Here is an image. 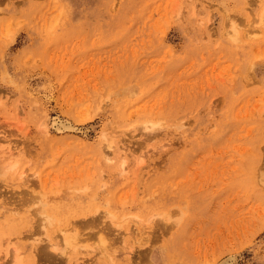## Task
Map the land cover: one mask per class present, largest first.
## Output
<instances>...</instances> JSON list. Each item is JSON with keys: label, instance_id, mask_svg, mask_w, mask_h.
Masks as SVG:
<instances>
[{"label": "rangeland", "instance_id": "1", "mask_svg": "<svg viewBox=\"0 0 264 264\" xmlns=\"http://www.w3.org/2000/svg\"><path fill=\"white\" fill-rule=\"evenodd\" d=\"M226 262L264 264V0H0V264Z\"/></svg>", "mask_w": 264, "mask_h": 264}, {"label": "bare ground", "instance_id": "2", "mask_svg": "<svg viewBox=\"0 0 264 264\" xmlns=\"http://www.w3.org/2000/svg\"><path fill=\"white\" fill-rule=\"evenodd\" d=\"M52 126H53V128H54V130L55 131H58V132H60V133H62V132H65V131H73V130H75V128H74V126L72 125V123L71 122H69V121H67V120H54L53 121V124H52ZM127 156L125 155L124 156V158H126ZM124 162H126V161H124ZM71 236V235H70ZM73 236V235H72ZM74 237H75V235L73 236V241H75V240H77V239H75L74 240ZM76 237H77V235H76ZM72 239V237L70 238V237H67V238H65V243L68 245V244H70V240ZM226 264H227V262H226Z\"/></svg>", "mask_w": 264, "mask_h": 264}]
</instances>
